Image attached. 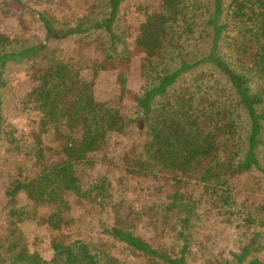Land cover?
<instances>
[{"label": "trees", "instance_id": "obj_1", "mask_svg": "<svg viewBox=\"0 0 264 264\" xmlns=\"http://www.w3.org/2000/svg\"><path fill=\"white\" fill-rule=\"evenodd\" d=\"M125 1L58 21L68 15L53 0H27L40 6L42 40L0 29V88L10 65L30 62L33 82L21 133L0 111V264H264V185L250 181H264V0H158L117 31ZM136 75L139 93L126 86ZM121 137L117 167L158 182L146 187L156 200L142 229L94 215L113 208L95 166H115ZM190 190L218 212L235 208L244 240L225 257L189 260L204 256L191 255L200 231ZM27 225L48 233L47 253Z\"/></svg>", "mask_w": 264, "mask_h": 264}, {"label": "rangeland", "instance_id": "obj_2", "mask_svg": "<svg viewBox=\"0 0 264 264\" xmlns=\"http://www.w3.org/2000/svg\"><path fill=\"white\" fill-rule=\"evenodd\" d=\"M22 1L23 4H19L13 0H0V29L10 37H19V39L23 40L26 44L41 41L44 33L36 21V13L32 10V8L39 9L40 6L28 3L26 2L27 0ZM95 1L96 0H53V5L63 8L68 15L63 20L62 18L56 19L58 21H69V18L73 20V18L77 19L83 17L87 12H91L92 18L97 17L101 7H96L98 3ZM157 2L158 0H126L120 8V19L118 26H116V30L120 31L123 28H127L129 25L135 27L142 16V11L145 8L152 9L157 5ZM93 10L95 11L94 13ZM47 11L53 13V8ZM72 42L73 41L61 42L59 46H63L65 49L71 48L73 46ZM30 65L31 63L28 62L7 67L5 70L6 85L0 88L2 122L5 126L8 124L11 128H16L19 133L23 131L25 126V119L21 110L20 101L26 91L33 85V82L29 81L27 76V69ZM111 80L112 76L108 75L106 82ZM106 82H104V84ZM142 84L143 79L136 75L128 77L126 86L135 93H139ZM134 137H136L135 134L132 135L130 139ZM130 139L121 137L118 142H112L109 156L113 158L112 161L115 163V166H109L106 162L97 161L95 166L96 176H102L106 173V177L112 184L113 190L110 196V204L113 208H110L109 212L105 210L102 213L94 215L97 219L99 218L101 221H105L109 224L115 223V220L117 221V219L121 217L127 220L128 225H134L135 228L142 229L143 225L140 222L150 216L152 217V211L149 205L156 200L155 195L152 196L145 192L146 187H152L158 182L153 179L139 180L131 176H126L121 169L117 167L119 160L115 155L129 144ZM109 167L111 168L109 169ZM252 178L257 179L256 182L261 181L262 185H264L263 179L260 177L257 178L255 174L250 176V181ZM244 184L247 185L246 183ZM1 193L2 191H0V197ZM199 193L198 191L190 190L186 194L187 197L189 195L192 196L191 200L193 202L190 209H194L193 217L198 223V229L200 231L198 235L199 240L197 238L195 239V242L198 241L199 245H196L194 249H192L191 255H193L196 252V248H198L204 256L200 257L199 253H196L195 256L189 257V260L210 258L211 262L225 257V255H227L226 250L237 247L243 242L244 238L242 236L241 227L237 226L238 219L236 218L237 213L235 208L233 206L230 209L222 208L221 212H218L219 207L217 208L213 205L212 207L214 209L210 208L209 205L202 202L204 201L203 198L201 200L199 199ZM44 213L45 211L40 212V214ZM79 216L83 218L82 223L90 228L88 225V212H81ZM2 222L3 221L0 219V234ZM90 223L92 224L91 229H93L94 233L97 223L95 225H93L92 221ZM192 229L194 230L193 227ZM26 230L30 235L31 241H33V236H37V238H35V246L37 249L43 253H47L48 233L38 228L34 229V226L30 225H27ZM196 235L197 233H195L194 230L193 236ZM123 255L127 256V258H131L129 254Z\"/></svg>", "mask_w": 264, "mask_h": 264}]
</instances>
